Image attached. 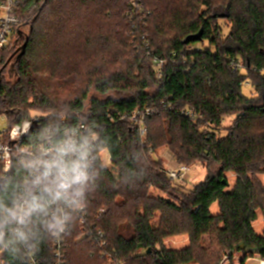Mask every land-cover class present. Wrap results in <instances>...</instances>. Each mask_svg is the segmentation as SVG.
<instances>
[{
  "label": "trees",
  "instance_id": "trees-1",
  "mask_svg": "<svg viewBox=\"0 0 264 264\" xmlns=\"http://www.w3.org/2000/svg\"><path fill=\"white\" fill-rule=\"evenodd\" d=\"M144 4L151 16L134 35L125 16L128 0H22L18 6V32L29 42L22 56L12 44L0 51V115L11 127L37 122L26 146L90 125L99 137L97 151H109L120 176L113 179L100 158L71 190L59 181L56 157H14L0 192L6 264H28L25 248L42 264H54L57 218L48 210L31 208L22 237L27 246L14 235V205L26 190L25 180L32 182L28 189L49 190L57 203L84 206L86 228L105 233L108 245L102 251L99 240L84 237V225L70 214L66 264H105L115 252L124 264H220L223 255L232 260L234 254L240 264L264 259V231L253 226L259 214L264 217V0ZM223 19L230 23L224 39ZM195 36L200 39L185 44ZM197 44L203 48L188 51ZM153 56L166 60L161 79ZM233 59L242 60L244 68L234 71ZM11 63L16 79L8 81L4 72ZM246 82L255 96L246 94ZM91 88L109 97L92 99L85 113ZM169 98L172 108L147 119L145 136L129 121H110L109 116L118 120V113ZM185 107L201 119L183 116ZM231 116L234 121L224 130ZM207 125L217 132L209 133ZM222 130L225 136H219ZM160 148L169 149L178 164L202 163L206 180L191 189L171 181L164 162L153 158ZM229 172L236 174L233 181ZM215 203L217 214L211 210ZM102 209L107 210L97 220ZM177 235H188L189 244L167 247L165 241Z\"/></svg>",
  "mask_w": 264,
  "mask_h": 264
},
{
  "label": "built area",
  "instance_id": "built-area-1",
  "mask_svg": "<svg viewBox=\"0 0 264 264\" xmlns=\"http://www.w3.org/2000/svg\"><path fill=\"white\" fill-rule=\"evenodd\" d=\"M22 0H0V51L9 47L10 41L14 42V38L17 32L21 29V19L19 17L18 6ZM129 9L125 16L131 24V30L129 34L134 35L138 33L140 27L147 26V19L151 16V12L145 6L144 0H128ZM147 36L143 35V39ZM148 45V44H147ZM203 45V44H202ZM201 45V46H202ZM203 48V47H202ZM188 51H194L189 48ZM151 56V54H149ZM174 63V59H171ZM231 66L234 71H239L244 68V62L242 60H231ZM153 68L156 76L161 79L162 70L166 64L165 59H159L155 56L152 58ZM244 85V84H243ZM246 85L249 84L246 82ZM171 98L165 99L158 104L150 105L145 104L140 108L133 111H127L118 113V120L115 117L109 116L111 122H127L134 124L140 131V134L145 136L146 123L150 117L160 114L163 110H169L172 108ZM180 113L194 121L201 119V116L191 107H185ZM3 120L6 122V128L0 129V180L1 178H7L12 173V164L14 157L18 159H35L39 155L42 157H56V169L59 171V181L65 187L73 190L79 186L86 176L96 167L98 159H102L104 152H109L107 149H101L97 151L99 144V137L97 132L88 124H80L70 128H66L61 132H56L54 137L50 135L47 143H42L38 146H26L24 143L28 136L32 133V120L27 119L21 123L14 124L13 127L9 126L8 119L5 115H2ZM206 130L213 134L217 132L214 126L207 125ZM109 164H111V155L108 156ZM191 167L188 165L178 164L165 169V174L171 181L187 187L190 183L191 177L189 176ZM77 176L79 178L77 179ZM32 182L25 180L24 186L26 190L23 195L19 196L14 205L17 218L15 220L14 235L21 242L22 246H27V242L22 239L26 222L28 220L31 208L40 207L48 210L52 217L64 220L63 230L60 231L56 228L52 235L54 239V264H66V235L70 231L71 219L70 214L79 218L80 223L84 225V237L97 238L99 240V248L105 251L108 242L106 240L105 233L97 230L94 231L87 227V214L84 206H76L74 204H68V202H59L51 195V192L47 189H28ZM107 209H102L97 217L104 213ZM4 217L7 213L4 212ZM2 234V238L4 237ZM28 264H42L37 255L34 252L24 249ZM5 248L0 242V264H6L4 259ZM117 253H114L113 257L109 254L105 264H124L120 258L116 257ZM259 259V264H264V259Z\"/></svg>",
  "mask_w": 264,
  "mask_h": 264
},
{
  "label": "rangeland",
  "instance_id": "rangeland-1",
  "mask_svg": "<svg viewBox=\"0 0 264 264\" xmlns=\"http://www.w3.org/2000/svg\"><path fill=\"white\" fill-rule=\"evenodd\" d=\"M220 25L222 26V31H223V35H222V39H224L227 34L230 32V23L228 20H225L223 19V21H220ZM11 38H14V42L12 43V40ZM10 44L9 46L11 45L10 48L12 47H16V46H19L21 47L24 43V35L17 38L15 40V36H12L10 37ZM202 44H197L195 46H191V49H196V47H202L201 46ZM204 45L207 47L208 44L207 43H204ZM9 48V49H10ZM5 55H9L8 52L5 53ZM1 71V69H0ZM138 73H139V70L136 69V73H135V77H138ZM4 77L8 80V81H13L16 79V68L14 67V64H10V66L7 67L6 71L4 72ZM243 88L245 89V92L246 94H250L251 95H254L255 96V92H250L252 91V88L249 87V85L247 86L246 83H243ZM255 91V90H254ZM88 98L87 100L85 101V113H88L89 112V107H90V102L92 99H105L107 97H109V95H102L100 93H96L94 89H89V92H88ZM33 114H37V113H33ZM234 118L233 116L231 117H227V119L224 120L223 122V129H227L228 126H230L233 121H234ZM4 118L2 117V115H0V129H3V128H6V122L3 120ZM222 130L221 133H219V136H225L227 133L226 131ZM171 152L169 151V149L167 148H160L157 152V154L153 155V158L154 159H160L162 162H164V167L165 168H169V167H172L174 166L175 164H178L175 163V162H172V155L170 154ZM108 156H109V152H104L103 153V156H102V164L104 165V167L109 171L110 175L112 176L113 179H117L119 180V176H120V172H119V169L118 167L115 165V164H112V160H111V164H109V159H108ZM207 171H206V168L205 166L202 164V163H197L195 165H191V169H190V173H189V176L191 177V180H190V183L188 185V189H191L192 187L200 184L202 181L206 180L207 178ZM231 178V177H229ZM163 195L164 197H167L168 198V195L166 194H162L160 192H156V195ZM254 228L255 230L260 234L264 228V222L262 221V219H260V221L256 222L254 224ZM173 244L172 243H169V246L171 247ZM221 263L220 264H238V262H241L240 261V255L238 254H234V257L232 260H228V257L226 256H222L221 258ZM223 262V263H222ZM248 264H259V260H251L248 262Z\"/></svg>",
  "mask_w": 264,
  "mask_h": 264
},
{
  "label": "crops",
  "instance_id": "crops-1",
  "mask_svg": "<svg viewBox=\"0 0 264 264\" xmlns=\"http://www.w3.org/2000/svg\"><path fill=\"white\" fill-rule=\"evenodd\" d=\"M250 92H251V91H250ZM170 154H171L172 157H173L172 162H175V160H174L175 157H174L173 153L171 152ZM175 163H177V162H175ZM177 165H178V164H175L174 166H177ZM174 166H173V167H174ZM229 177H231V178H229ZM228 178H229L231 181H233V180L236 178V174H233L232 172H229ZM263 179H264V177H263ZM211 210H212V213H213V214H217V212L219 211L218 203H215V204L212 206ZM260 219H262V221L264 222V217H263V215H261V214H259V218H258V220L255 221V222L253 223V226H254V224H255L256 222L260 221ZM262 230L264 231V228H263ZM263 231H262V232H263ZM169 243H172L173 245L170 247V246H169ZM165 244L167 245V247L172 248V249H175V248L182 249V248H185V247L189 244V236H188V235H177V236H175V237H172V238L167 239V240L165 241ZM251 260H259V259H258L257 257L249 258V259L247 260V263H246V264H248V262L251 261ZM240 261H241V259H240ZM222 263H223V262H222ZM240 263H241V262H238V264H240Z\"/></svg>",
  "mask_w": 264,
  "mask_h": 264
},
{
  "label": "water",
  "instance_id": "water-1",
  "mask_svg": "<svg viewBox=\"0 0 264 264\" xmlns=\"http://www.w3.org/2000/svg\"><path fill=\"white\" fill-rule=\"evenodd\" d=\"M19 33V37H21L22 36V34H21V32H18ZM200 39V37H198V36H195V37H193V38H191V39H188L186 42H185V44H187V43H189L190 41L191 42H195V41H198ZM28 42H29V39L26 37V40H25V42H24V44L21 46V47H19L18 49H17V52H20L19 54H20V56H22V55H24V52H25V49H26V47H27V45H28ZM16 52V53H17ZM15 56V54L13 53V55L10 57V59L8 60V62L7 63H9L10 62V60L13 58ZM1 74H2V71H0V81H1ZM32 132H34L35 130H36V128L38 127V124H37V122H32ZM5 181H6V179L5 178H1V180H0V192H1V190L3 189V187L5 186ZM150 251V250H149Z\"/></svg>",
  "mask_w": 264,
  "mask_h": 264
},
{
  "label": "clouds",
  "instance_id": "clouds-1",
  "mask_svg": "<svg viewBox=\"0 0 264 264\" xmlns=\"http://www.w3.org/2000/svg\"><path fill=\"white\" fill-rule=\"evenodd\" d=\"M79 178V176H77V179ZM68 219V217H64L63 219H60L58 218L56 220V223L54 225H52V227L54 228H58L60 231L63 230V223H64V220Z\"/></svg>",
  "mask_w": 264,
  "mask_h": 264
}]
</instances>
